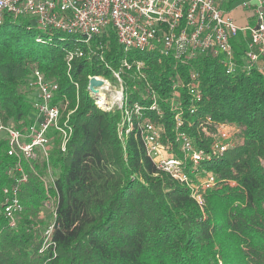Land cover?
<instances>
[{"label":"trees","instance_id":"16d2710c","mask_svg":"<svg viewBox=\"0 0 264 264\" xmlns=\"http://www.w3.org/2000/svg\"><path fill=\"white\" fill-rule=\"evenodd\" d=\"M30 20L7 15L0 25V116L17 127L32 122L34 98L27 81L37 64L59 83L56 102H68L62 119L69 115L72 134L64 151L58 135L51 150L57 203L46 244L45 164L25 163L30 176L18 194L23 209L11 226L2 204L14 159L0 137V264H264V71L258 65L242 68L247 40L234 39L238 67L230 73L219 57L196 58L203 99L194 112L184 88L179 89L184 112L170 105L176 73L188 82L189 66L175 71L168 59L139 56L163 112L152 110V100L138 92L144 82L135 69L125 70L127 107L137 102L143 107L131 115L129 126L123 108L99 107L90 89L91 77L113 79L111 68L118 69L126 56L116 35L111 32L106 46L100 37L85 43L62 32L45 40L48 34L30 27ZM178 113L180 129L197 147L212 143L201 128L207 117L240 126L233 146L191 174L195 181L214 175L215 185L199 190L202 203L158 167L140 138L141 122L160 123L161 141L174 143L180 154Z\"/></svg>","mask_w":264,"mask_h":264},{"label":"built area","instance_id":"2783aa9c","mask_svg":"<svg viewBox=\"0 0 264 264\" xmlns=\"http://www.w3.org/2000/svg\"><path fill=\"white\" fill-rule=\"evenodd\" d=\"M226 0H0V25L7 15L13 18L25 17L33 20L36 27L52 39L54 33L62 32L77 36V41L89 43L100 37L102 45L109 42L111 32L116 35L126 56L121 59L118 69L111 68L113 82L121 86L118 108H123L129 126L131 115L140 114V103L127 107L128 94L125 91V70L135 69L137 76L144 82L138 88L143 98L152 100L151 109L163 112L158 102V94L152 89L144 73L146 61L139 56H155L159 62L168 59L176 71L178 66H189L190 79L186 82L176 73L170 105L175 112H184L182 96L179 89H186L193 107L203 99L198 85L199 71L195 60L199 55L219 57L227 72L238 67L233 45L240 33L247 35V48L244 53L242 68L250 70L263 60L264 62V0H243L242 5L254 11L252 24L240 27L233 16L223 8ZM39 41L42 38H38ZM80 50H77L76 53ZM132 54L133 56H130ZM81 55V54H80ZM73 53L68 55L69 61ZM109 67V64H107ZM95 77V76H93ZM91 77V78H93ZM104 78V76H102ZM105 79H107L105 77ZM109 82V80L107 79ZM27 86L32 92V122L17 127L13 122L5 124L0 116V137L8 141L7 154L14 163L7 168L11 183L5 186L3 213L11 226L19 219L23 205L19 199L20 186L29 180V171L25 163L45 164L43 182L48 198L44 207L50 208L53 218L48 222L44 232L45 244L50 239L56 216L55 174L50 165L51 150L59 136L60 147L64 151L72 134L68 125V116L63 120V111L68 102H56L59 83L47 78L37 64H33L28 76ZM109 90V84L101 88ZM95 86L99 107L111 109L108 97L101 88ZM106 90V91H107ZM177 122L176 142L180 154L174 151V143H163L161 136L163 126L153 121L140 123V138L158 167L168 172L173 178L191 188L193 196L199 203L203 202L200 189L215 185L213 174L198 176V181L191 174H199V166L221 156L231 146L240 132V126L231 122H215L211 117L201 122L204 134L212 138L210 147H197L193 139L180 129L183 122L181 113L175 117ZM166 152V155L163 152ZM158 158V159H157ZM197 177V176H196ZM43 213V211H42ZM43 218V216H42Z\"/></svg>","mask_w":264,"mask_h":264},{"label":"rangeland","instance_id":"374dc122","mask_svg":"<svg viewBox=\"0 0 264 264\" xmlns=\"http://www.w3.org/2000/svg\"><path fill=\"white\" fill-rule=\"evenodd\" d=\"M242 3H243V0H236L231 5H229V3L225 2L224 5H223V8L230 12V14L233 16V18H234V20H235V22H236V24L238 26L245 27L248 24L254 23V22H252V17L254 15V11L252 9H250V8H245L242 5ZM30 22H31L30 27H32V26L36 27L35 26L36 23L34 21L30 20ZM241 37H242V39L247 40V35L246 34L242 35V33H240V35L237 38H241ZM75 43H77V42L75 41ZM256 65H258L257 67H259L260 69H262L264 71V62H263V60L260 61ZM105 77H107V79L109 80V83H110L109 90L104 89L103 86H102V88H101V86H99L98 88H101L100 89L101 93L105 92L106 96L109 98L108 99V101L110 102L109 105L110 106L112 105L113 107H116V106H118V104L121 103V100H119L120 94H121V86L119 84H117L116 82H113L112 78H110L108 76H104V79H105ZM163 154L166 155V152L164 151ZM42 211H43V213H42L43 218L42 219H43V223L46 224L45 225V227H46L49 224L48 222H51L50 220H52V218L54 216H53L52 210L50 208L44 207Z\"/></svg>","mask_w":264,"mask_h":264},{"label":"bare ground","instance_id":"6f19581e","mask_svg":"<svg viewBox=\"0 0 264 264\" xmlns=\"http://www.w3.org/2000/svg\"><path fill=\"white\" fill-rule=\"evenodd\" d=\"M93 80L95 81L96 86H101V85H105V84L110 85V83L106 79H104L102 76H95V77H93Z\"/></svg>","mask_w":264,"mask_h":264},{"label":"water","instance_id":"95a60500","mask_svg":"<svg viewBox=\"0 0 264 264\" xmlns=\"http://www.w3.org/2000/svg\"><path fill=\"white\" fill-rule=\"evenodd\" d=\"M95 86H96V83L93 80V78H91V80H90V89L95 91V92H97V89L95 88Z\"/></svg>","mask_w":264,"mask_h":264},{"label":"crops","instance_id":"0c3cea01","mask_svg":"<svg viewBox=\"0 0 264 264\" xmlns=\"http://www.w3.org/2000/svg\"><path fill=\"white\" fill-rule=\"evenodd\" d=\"M234 2H235V1H234ZM234 2H232V3H234ZM226 3H229V5L232 4V3L230 4V0H226ZM223 5H224V4H223Z\"/></svg>","mask_w":264,"mask_h":264}]
</instances>
